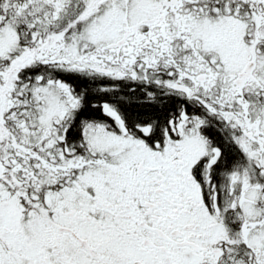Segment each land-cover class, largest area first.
I'll return each mask as SVG.
<instances>
[{
    "label": "snow or ice",
    "instance_id": "6c2138e0",
    "mask_svg": "<svg viewBox=\"0 0 264 264\" xmlns=\"http://www.w3.org/2000/svg\"><path fill=\"white\" fill-rule=\"evenodd\" d=\"M0 264H264V0H0Z\"/></svg>",
    "mask_w": 264,
    "mask_h": 264
}]
</instances>
